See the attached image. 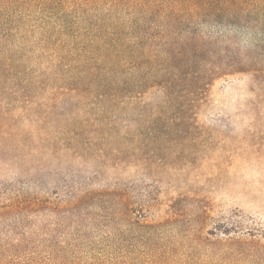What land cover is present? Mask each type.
<instances>
[{"label":"trees","instance_id":"obj_1","mask_svg":"<svg viewBox=\"0 0 264 264\" xmlns=\"http://www.w3.org/2000/svg\"><path fill=\"white\" fill-rule=\"evenodd\" d=\"M239 1L0 0V145L14 149L0 158V264H125L98 253L110 248L112 221L160 219L155 204L128 201L104 168L130 137L155 128L147 94L163 108L190 104L215 79L264 74V7ZM228 26L255 37L242 48L219 28ZM23 162L30 168L17 171ZM134 206L146 207L144 217ZM92 229L103 231L98 241Z\"/></svg>","mask_w":264,"mask_h":264},{"label":"rangeland","instance_id":"obj_2","mask_svg":"<svg viewBox=\"0 0 264 264\" xmlns=\"http://www.w3.org/2000/svg\"><path fill=\"white\" fill-rule=\"evenodd\" d=\"M127 1L112 5H230ZM236 4L264 7L262 0ZM219 28L242 48L255 37L246 29ZM152 94L143 101L157 113L155 128L130 137L125 143L131 148L125 145L127 150L103 173L115 187L123 183L128 201L155 204L160 222L140 227L112 221L110 248L98 252L100 257L125 264H264V74L246 71L215 79L190 104L181 101L163 108L162 97ZM131 113L130 124L135 118ZM10 145H0L3 162L13 155ZM29 166L23 162L17 171ZM1 172L10 173L5 166ZM134 207V213L144 217L146 207ZM93 229L87 236L98 241L103 231Z\"/></svg>","mask_w":264,"mask_h":264}]
</instances>
